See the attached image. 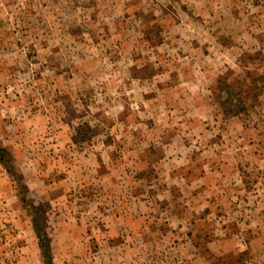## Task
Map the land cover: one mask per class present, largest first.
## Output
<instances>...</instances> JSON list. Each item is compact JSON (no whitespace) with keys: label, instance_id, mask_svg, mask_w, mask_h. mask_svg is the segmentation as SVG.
I'll return each mask as SVG.
<instances>
[{"label":"rangeland","instance_id":"1","mask_svg":"<svg viewBox=\"0 0 264 264\" xmlns=\"http://www.w3.org/2000/svg\"><path fill=\"white\" fill-rule=\"evenodd\" d=\"M0 148V264H264V0H0Z\"/></svg>","mask_w":264,"mask_h":264},{"label":"trees","instance_id":"2","mask_svg":"<svg viewBox=\"0 0 264 264\" xmlns=\"http://www.w3.org/2000/svg\"><path fill=\"white\" fill-rule=\"evenodd\" d=\"M8 151L5 149V148H0V162L2 164H4V166L7 168V164H8ZM35 228V226H34ZM37 237L39 238V241H40V247L41 249L43 250L42 251V264H52L48 255H47V251H45V240H46V236H45V233H40V232H37Z\"/></svg>","mask_w":264,"mask_h":264}]
</instances>
